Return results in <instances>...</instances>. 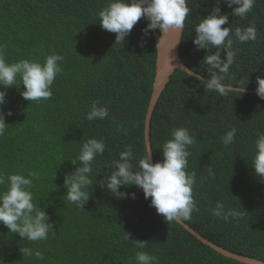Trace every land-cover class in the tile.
<instances>
[{
  "label": "trees",
  "instance_id": "1",
  "mask_svg": "<svg viewBox=\"0 0 264 264\" xmlns=\"http://www.w3.org/2000/svg\"><path fill=\"white\" fill-rule=\"evenodd\" d=\"M106 4L107 0H0V44L8 63L43 62L53 52L64 57L50 99H23L19 78L7 89L3 107L13 114L6 117L7 128L0 136V171L35 174L34 200L54 222L55 232L46 240L25 242L0 224V259L3 264H135L136 252L147 251L159 257L160 264H243L217 253L177 222H165L135 186L120 189L135 192V199H116L99 186L126 146L133 148L134 166L147 154L144 121L156 62L153 32L147 36L142 32L147 21L137 22L123 46L115 44V34L99 25L98 13ZM188 6L191 13L179 57L185 67L208 80L207 66L201 63L207 53L197 51L192 39L194 26L207 16L214 0H189ZM220 7L222 14L232 11L223 3ZM251 24L257 28V39L236 41L235 28ZM222 27H232L233 49L238 50L230 68L232 80L225 82L246 84L249 78L246 93L221 97L175 70L154 106L149 142L155 163L162 160L161 146L171 139L173 128L186 127L195 136L187 170L197 173L193 197L199 211L182 222L228 252L260 260L264 259V179L254 174L251 163L256 133L264 132V100L255 91L256 77L264 78V0H256L245 19L229 15ZM94 101L109 108L108 119H86ZM113 119L124 124L127 135L116 129ZM232 127L237 129L235 142L225 148L221 137ZM89 138L104 139L106 149L94 161L92 194L83 210L64 197V176L75 170L72 163L79 166V142ZM217 201H223L226 209H242L243 217L225 222L213 216L210 209ZM132 241L149 244L139 249ZM24 244L41 251L45 259L23 258L19 248Z\"/></svg>",
  "mask_w": 264,
  "mask_h": 264
},
{
  "label": "clouds",
  "instance_id": "2",
  "mask_svg": "<svg viewBox=\"0 0 264 264\" xmlns=\"http://www.w3.org/2000/svg\"><path fill=\"white\" fill-rule=\"evenodd\" d=\"M231 8V13L222 14L220 4ZM256 3V0H214V6L208 10L205 18L194 26L195 37L192 42L197 51L205 50L201 63L207 66L209 79L205 82L198 70H183L187 76L203 84L204 89L215 91L221 97L243 96L246 93L247 83L225 82L232 80L230 68L235 63L237 51L233 49L234 40L231 38L232 27H222L228 24L229 15L245 19ZM189 0H107V4L98 13L99 25L103 30L115 34V44H123L131 34L138 21L143 18L147 26L142 29L144 36L151 30L158 29L163 35L169 31L183 32L185 22L189 18L191 9ZM235 40L247 43L257 39V28L251 24L247 28H235ZM179 42V41H178ZM177 42V43H178ZM143 47V44H141ZM215 49L211 52V49ZM223 55V58L221 54ZM63 55L53 52L46 55L43 62L38 60L21 59L8 63L5 59L4 45L0 44V136L7 128L6 117L12 116L11 110L5 112L7 89L16 84L20 79L24 91L20 93L23 99L32 102L48 100L53 96L52 86L57 75L62 72L61 62ZM21 87V86H20ZM256 95L264 100V78L256 77ZM109 117V108L101 105L99 101L91 104L86 113L88 121L105 120ZM116 129L123 135L128 134L122 122L112 120ZM237 129L232 127L221 137L225 148L235 142ZM255 140V154L251 167L254 174L261 180L264 179V132L257 131ZM80 151L76 157L77 164L74 171L65 173L64 197L77 208L84 210L85 204L92 194L93 164L98 156H102L106 149L104 139H81ZM196 143L195 136L186 127L172 129L171 139L166 140L162 146V160L153 163L148 152L138 160L134 166V152L131 145L119 153V159L112 161L113 171L99 181L101 188H106L108 193L116 199H135V192L121 191L120 189L135 186L142 190L144 199L149 200L150 207L163 217L165 222L172 223L187 221L194 211H199L197 201L193 197V188L196 184L197 173L189 172L188 158L191 156L189 149ZM211 172V169L209 168ZM35 174L28 173L27 177L20 173L5 175L0 171V224L5 226L9 233L18 235L25 242L46 240L50 232H55L54 222L50 216L34 200L31 191L32 178ZM96 178V177H95ZM96 181V179H95ZM96 183V182H95ZM211 214L225 222L229 218L239 220L245 211L225 207L223 201H217L210 209ZM127 239L129 235L127 234ZM139 249L148 246L146 241H132ZM23 258H33L37 261L45 259L44 254L24 244L19 248ZM135 264H160L159 257L147 251H138L134 257ZM0 264L3 260L0 259ZM264 264V259L257 261Z\"/></svg>",
  "mask_w": 264,
  "mask_h": 264
},
{
  "label": "water",
  "instance_id": "3",
  "mask_svg": "<svg viewBox=\"0 0 264 264\" xmlns=\"http://www.w3.org/2000/svg\"><path fill=\"white\" fill-rule=\"evenodd\" d=\"M156 30L157 29L152 30L156 46L155 77L152 88V94L144 121V144L146 152H150L151 154L152 162L153 159L149 142V126L154 106L157 103L161 93L165 89L166 84L168 83L169 78L173 74V72L177 69H180L182 71L189 70L187 67L184 66L179 57V46L181 42L182 33L177 31H169L168 33L163 35L162 33H157ZM202 79L207 82V79ZM177 223L197 240L206 244L208 247L221 254L222 256L243 264H257L258 260L233 254L212 244L211 242L202 238L199 234H197L193 229L189 228V226L184 224L182 221H178Z\"/></svg>",
  "mask_w": 264,
  "mask_h": 264
}]
</instances>
